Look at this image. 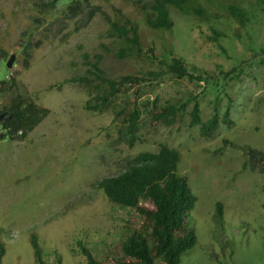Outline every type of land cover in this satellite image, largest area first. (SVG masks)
I'll return each instance as SVG.
<instances>
[{
	"label": "rangeland",
	"instance_id": "374dc122",
	"mask_svg": "<svg viewBox=\"0 0 264 264\" xmlns=\"http://www.w3.org/2000/svg\"><path fill=\"white\" fill-rule=\"evenodd\" d=\"M48 1L0 0V80L16 77L21 91L51 109L25 139H0L1 264H35L33 232L48 264L59 255L62 264H89L83 244L100 264H114L125 228H139L146 219L137 208L111 201L95 183L160 143L180 150L179 173L198 198L190 216L198 242L181 264H264V168L242 167L245 146L264 152V0H230L249 10L245 26L217 4L209 6V17L173 10L170 31L147 26L141 7L147 0H85L75 17L67 10L72 0L52 8ZM125 17L139 24L143 57L119 58L114 46H104L112 40L111 22ZM174 56L208 69L209 76L148 77ZM99 61L111 77L147 78L124 87L117 99L141 108L140 140L133 147L118 140L122 118L115 109H88L95 93L75 80L94 77ZM1 90L0 84V96ZM196 100L204 120L217 105L220 116L229 107L233 123L203 136L200 125L190 124ZM175 101L188 104L183 120L174 126L151 121L155 104ZM218 201L225 227L214 218ZM140 205L155 207L150 200Z\"/></svg>",
	"mask_w": 264,
	"mask_h": 264
},
{
	"label": "trees",
	"instance_id": "16d2710c",
	"mask_svg": "<svg viewBox=\"0 0 264 264\" xmlns=\"http://www.w3.org/2000/svg\"><path fill=\"white\" fill-rule=\"evenodd\" d=\"M61 0H49V8L56 7ZM85 0H72L67 7L72 17L83 12ZM88 1V0H87ZM145 0H135V4H144ZM258 3L262 0H256ZM147 3V4H146ZM217 4L224 7L230 17L235 18L240 25L245 26L250 19L249 10L241 3L230 0H147L141 6L145 23L153 31H170L175 25L172 11L194 14L201 17L210 16V7ZM94 11V10H93ZM212 39H219L218 33ZM107 35L112 39L110 44H104L109 49L115 47L119 58L143 57L147 52L143 45L139 24L129 17L111 22ZM26 49L31 53L29 44ZM152 51V50H150ZM164 70H150L148 77L159 79L165 73L178 78L188 77L191 80H202L209 76L210 71L196 64H189L183 58L174 56L164 61ZM28 64H26L27 66ZM94 77L82 75L75 78L90 93H95L87 103V108L103 111L109 107L115 109L117 118H122L118 130V140L126 142L130 147L140 140L141 108L130 101H118L124 87L133 82L146 81L145 76L123 74L119 77L109 76L100 67V61L94 63ZM233 70L227 71L229 76ZM0 96V139H25L50 113L51 109L38 104L30 95L20 90L16 77L1 79ZM187 102H169L148 111L150 119L155 123L174 126L183 120L187 110ZM190 124L200 125L203 136L212 137L221 123L231 124L229 107L220 116L216 105L212 115L203 119L199 101H195L189 111ZM227 141V140H226ZM228 142V141H227ZM248 158L242 167L246 169L264 168V152L245 146ZM181 161L179 149L167 143H160L157 151L144 150L133 156L123 169L104 176L95 185L104 190L111 201L122 206L137 208L145 216L146 222L139 228L126 227L125 237L121 241V256L114 264H181L183 255L195 247L198 242L194 227L190 226L191 211L198 200L186 176L179 173ZM262 164V165H261ZM143 200H150L153 209L141 207ZM214 218L218 226L225 227L224 204L218 201L215 206ZM35 254V264H48L37 233L31 236ZM84 253L89 264H100L91 250L84 244ZM6 252L5 244L0 243V264ZM55 264H62L59 255Z\"/></svg>",
	"mask_w": 264,
	"mask_h": 264
},
{
	"label": "water",
	"instance_id": "95a60500",
	"mask_svg": "<svg viewBox=\"0 0 264 264\" xmlns=\"http://www.w3.org/2000/svg\"><path fill=\"white\" fill-rule=\"evenodd\" d=\"M14 60H15V56L13 55V56H11L10 59L8 60V62H7V66H8V67H12L13 64H14ZM3 116H4V114H2L0 117H3Z\"/></svg>",
	"mask_w": 264,
	"mask_h": 264
}]
</instances>
